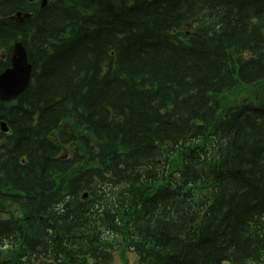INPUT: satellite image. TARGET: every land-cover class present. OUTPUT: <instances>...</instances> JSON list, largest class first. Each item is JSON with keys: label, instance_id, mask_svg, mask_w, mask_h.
Listing matches in <instances>:
<instances>
[{"label": "trees", "instance_id": "16d2710c", "mask_svg": "<svg viewBox=\"0 0 264 264\" xmlns=\"http://www.w3.org/2000/svg\"><path fill=\"white\" fill-rule=\"evenodd\" d=\"M38 1L0 0V264H264V0Z\"/></svg>", "mask_w": 264, "mask_h": 264}, {"label": "water", "instance_id": "95a60500", "mask_svg": "<svg viewBox=\"0 0 264 264\" xmlns=\"http://www.w3.org/2000/svg\"><path fill=\"white\" fill-rule=\"evenodd\" d=\"M46 4L47 0H43L42 6ZM27 17V15L22 17L18 13L10 19L21 23ZM31 71L25 48L21 43H16L11 57V67L0 75V100L7 101L22 93L28 87ZM4 127L3 125V130L7 131Z\"/></svg>", "mask_w": 264, "mask_h": 264}, {"label": "rangeland", "instance_id": "374dc122", "mask_svg": "<svg viewBox=\"0 0 264 264\" xmlns=\"http://www.w3.org/2000/svg\"><path fill=\"white\" fill-rule=\"evenodd\" d=\"M227 98L230 101V103H235L239 99L235 94H228ZM128 257L130 258V260H133L132 255H129ZM111 264H122L120 257L118 255L115 256Z\"/></svg>", "mask_w": 264, "mask_h": 264}]
</instances>
